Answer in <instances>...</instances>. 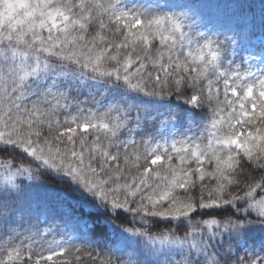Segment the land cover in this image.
<instances>
[{
	"label": "snow or ice",
	"instance_id": "obj_1",
	"mask_svg": "<svg viewBox=\"0 0 264 264\" xmlns=\"http://www.w3.org/2000/svg\"><path fill=\"white\" fill-rule=\"evenodd\" d=\"M219 7L0 0V264H264V4Z\"/></svg>",
	"mask_w": 264,
	"mask_h": 264
},
{
	"label": "trees",
	"instance_id": "obj_2",
	"mask_svg": "<svg viewBox=\"0 0 264 264\" xmlns=\"http://www.w3.org/2000/svg\"><path fill=\"white\" fill-rule=\"evenodd\" d=\"M211 3L219 5V9L216 10L217 14L222 20H227L229 18H232L234 13L237 11V9L233 6L235 5H241L243 6L244 16L249 24H251L253 21L258 26L261 19V8L262 4H264V0H210ZM43 186L34 189L35 195L37 200L43 204L45 201L49 200L54 192L56 191H62L66 189L65 185L57 183V180L55 177H45ZM51 190V191H46ZM83 219H88L87 217H84ZM91 221L89 220V223ZM118 223H125L122 221H118ZM41 227H45V224H41ZM82 226L78 225V227Z\"/></svg>",
	"mask_w": 264,
	"mask_h": 264
}]
</instances>
